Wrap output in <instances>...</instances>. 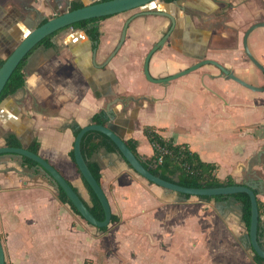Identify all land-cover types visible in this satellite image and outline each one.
Wrapping results in <instances>:
<instances>
[{"label": "crops", "instance_id": "0c3cea01", "mask_svg": "<svg viewBox=\"0 0 264 264\" xmlns=\"http://www.w3.org/2000/svg\"><path fill=\"white\" fill-rule=\"evenodd\" d=\"M77 1L100 0H0V61L42 21L66 12ZM225 2L230 5L226 11L230 25L264 18V0L187 1L205 17L219 15ZM165 3L98 21L101 37L96 55L86 32L82 35L83 30L72 27L52 37L53 47H36L23 64L25 86L0 103V147L9 135L27 148L37 140L39 155L89 203L88 189L71 159L74 132L120 100L111 106L115 118L110 123L126 142H138L144 159L154 155L144 134V127L152 126L164 138L185 144L203 161L216 164L219 179H232L237 185L259 183L257 199L264 203V158L257 157L264 139L256 133L264 128V92L211 80L207 74L217 72L210 67L165 86L150 82L143 73L146 55L170 21L151 12L164 10L175 19L186 18L181 17V5ZM129 19L125 41L106 64ZM192 34L185 33L182 39L173 34L172 47L165 45L152 55V77L166 78L192 62L179 53L178 43L186 40L188 55L209 47L208 54L234 68L250 67L232 59L240 58L241 51L231 42L210 46L211 32ZM90 162L100 167L101 186L112 214L120 218L106 232L62 203L57 186L38 166L19 156H0V238L6 264H119L122 252L127 264H258L239 198L205 200L167 192L135 173L120 153L105 147ZM260 176L263 182H258ZM260 228L264 245V217Z\"/></svg>", "mask_w": 264, "mask_h": 264}, {"label": "water", "instance_id": "95a60500", "mask_svg": "<svg viewBox=\"0 0 264 264\" xmlns=\"http://www.w3.org/2000/svg\"><path fill=\"white\" fill-rule=\"evenodd\" d=\"M154 2H164L163 0H108V1H97L91 3H84V6L75 9V10H67L66 12L59 13L56 16L50 18L44 24L34 28L30 32L26 34V36L15 46L13 51L9 54L3 65L0 67V96L8 83L10 77L17 69V67L27 59L28 55L47 37L63 30L66 28H71L74 24L91 19H98L104 17H111L121 13H125L131 11L136 8L148 7ZM175 2L171 4H175ZM164 4V3H163ZM167 6L171 5L169 3H165ZM153 15L165 16L171 20V29L173 30L175 25V18L170 14H167L164 10L160 11H152ZM131 22V19L127 20L123 26L120 40L117 44V47L112 52L111 56L106 61V64L110 62V60L114 57L117 51L122 46L125 41V37L127 34L128 26ZM264 27V23H259L254 25L251 29L248 30L247 36L253 31L255 28ZM73 28V27H72ZM82 35H85L84 31H79ZM170 34L166 35L164 38H161L159 42H157L152 49L148 52L144 59L143 64V73L147 80L150 82L161 84L163 86L169 84L171 81L177 80L201 66L214 63L218 69H220L223 73H228V71L219 63L211 60H204L193 66L187 70H183L181 72L172 74L166 78H154L150 73V60L154 53H156L159 49H161L167 42ZM245 37V49L246 52L250 55L252 60L256 63V60L250 54L248 49V45L246 43ZM93 45L98 47L99 42H92ZM97 47L93 48V52L97 54ZM257 64V63H256ZM260 66L259 64H257ZM264 70L262 66H260ZM231 79L239 82L244 87L254 91V92H264V87L254 86L245 82L243 80L238 79L233 74H231ZM230 79V78H229ZM118 102H121L120 100ZM117 101L110 105L109 108L105 111V117L108 120L107 125L95 124L91 123L81 128L80 132L77 134L74 142V156L76 164L81 172V175L88 182L90 187L93 189L97 197L99 198L105 212V220L99 221L97 220L92 213L89 211L86 206L84 200L79 195V193L74 189V187L66 180V178L55 168L53 167L47 160L42 158L39 154H35L31 152L26 146L22 147H10V146H1L0 147V156L2 155H13L19 156L21 158H29L37 163L38 168L45 173L49 178L52 179L57 188H62L67 194L68 198L75 206L77 211L80 213L81 217L91 226L96 228H104L111 224L112 219V209L110 206V202L106 196L105 191L102 186L98 183L93 173L89 169L87 162L83 156L81 143L84 135L89 131H98L105 135H107L118 147L121 156L125 159V161L129 164V166L137 173L139 176L147 180L151 184H155L161 188H163L167 192H176L182 195H190L196 197H223V196H232L238 193H246L250 197L251 204V224L249 228L248 234V242L251 245L253 252L261 257L264 260V248L260 245V217H259V207H258V199L256 190L259 188V183L249 180L242 185H232V186H223L216 188H188L184 186H180L168 181H165L151 173L149 169H147L143 163L137 158V156L133 153V151L129 148L126 141L119 135L115 129H113L110 121H113L115 118L114 110L111 106L118 103ZM124 106V105H123ZM257 135L264 139V128H260L257 130ZM258 159L264 158V144L262 149L258 152ZM264 170V165H263ZM260 181L263 182L261 176L259 177ZM0 264H6V256L5 250L0 238Z\"/></svg>", "mask_w": 264, "mask_h": 264}, {"label": "trees", "instance_id": "16d2710c", "mask_svg": "<svg viewBox=\"0 0 264 264\" xmlns=\"http://www.w3.org/2000/svg\"><path fill=\"white\" fill-rule=\"evenodd\" d=\"M100 1H108V0H100ZM163 1L166 3H172L176 0H163ZM83 6L84 4L80 1L73 2L69 10L79 9ZM105 18L106 17L84 20L74 24L72 27L74 29L83 30L92 40V42H97L99 41L101 36L100 27L99 25H97V22ZM47 21H48L47 19L42 21L40 25L44 24ZM55 34L45 38L38 46H44L46 48L53 47L54 45L51 39ZM96 47L97 46L94 45V48ZM4 62H5L4 60L0 61V67L3 65ZM23 64L24 61L17 67V69L10 77L8 83L6 84L0 96V103L5 98L15 94L19 89L25 86L26 75L23 71ZM92 123L107 125L108 120H106L104 112H100L93 117ZM76 128L77 129H75L74 132L75 136H77V134L81 130V127L77 126ZM144 134L154 148V155L152 158L144 159L139 154L137 150L138 142L136 140H129L126 143L129 146V148L133 151V153L137 156V158L143 163V165L147 169L151 171L153 175L165 181L188 188H216V187L237 185L232 179H227V180L219 179L217 177L218 166L216 164L203 161L196 152L190 150L189 146L185 144H175L173 141L164 138L161 135L159 129L152 126H145ZM6 145L10 147L23 146L12 135H9L7 137ZM103 147L107 148L110 151L120 153L118 147L107 135L98 131H89L84 135L81 143L82 153L87 162L89 169L91 170V172L93 173L94 177L96 178V180L100 185H101V169L99 166L91 163L90 158L93 156V154L96 151H98L100 148ZM28 149L35 154H39V143L37 142V140L33 141L31 145L28 147ZM23 159L26 160L30 166H38L36 162H34L29 158H23ZM71 159L74 162L78 173L81 175V172L75 161L74 149L71 151ZM160 159H162V161H160ZM81 177L90 194V202L88 203L84 201L86 206L97 220L99 221L105 220L104 208L99 198L97 197L93 189L90 187L88 182L85 180V178L82 175ZM50 180L52 181V179ZM233 196L239 198L243 203L244 206L243 220L247 228L249 229L251 224L250 197L246 193H238V194H234ZM58 197L62 203L69 204L72 210L77 215L81 216L62 188L58 189ZM186 197H191V196L187 195ZM199 198L207 200V199H211L212 197H199ZM217 198H222V197H217ZM258 207H259V217H260V224H259V229H260L259 236H260L261 219L262 217H264V203L258 200ZM119 220L120 218L117 215L112 214L111 224L117 223L119 222ZM108 229L109 226L104 228H98V230L102 232H106ZM260 245L264 248L263 244L260 243ZM254 260L258 264H264V260L256 254Z\"/></svg>", "mask_w": 264, "mask_h": 264}, {"label": "flooded vegetation", "instance_id": "af4514ba", "mask_svg": "<svg viewBox=\"0 0 264 264\" xmlns=\"http://www.w3.org/2000/svg\"><path fill=\"white\" fill-rule=\"evenodd\" d=\"M187 1L188 0H176V3L178 5H181V13H182L181 17L186 16V18L183 17L184 18L183 20H179L178 18H176L174 28L171 32H170L171 20L168 22L166 26L163 27L164 33H163L162 38L170 34L165 45L172 47L173 34L179 35L181 37L185 33L188 34V36L193 35L192 32H195V30H201V31L206 30V31L211 32V37L209 41L210 46L214 42L217 47L226 46L227 42H231L233 45H236L241 51L240 58H232V59L239 61V63L241 64L248 63L250 67L249 68L246 67L244 69L234 68L231 65H229L226 61L221 60L216 56H212L208 54L207 51L209 50V47L204 48L205 49L204 53L193 55V56L188 55L185 52L186 50H188L189 41L186 40L184 44H182V42L178 43L181 48L179 53L183 59L185 60L191 59L192 62L186 63L185 67H183V69L178 72H181L183 70H187L193 66H196L197 64H199L200 62L204 60H211V61H215L219 63L220 65H222L228 71V73L226 74L223 73L220 69L216 67L214 63L211 62V63L201 66L200 68L196 69L195 71L181 78H184L193 73H196L197 71H199L200 69L204 67H210L214 71L217 72V76H215L212 71L207 74V78L211 80L222 79V80H227V81H233L241 85L239 82L233 80V78L231 79L230 76L231 74H233L238 79L248 82L249 84H252L254 86L264 87V70L260 68V66L264 68V27L255 28L253 31L250 32L248 36L246 35L248 30L251 29L254 25L259 24V23H264V18L253 19L249 24L230 25L229 24L230 17H229V14L226 12L227 9L230 7L228 3L225 2V5L220 6V8L218 9V12H220L219 15H215V17H210V16L205 17L202 15L200 10H198L195 6L189 5ZM261 10L264 11V6L262 7ZM212 18H214V20H212ZM245 37L247 38L246 43L248 45L250 54L256 60V63L259 64L260 66H258L254 62V60H252L250 55L246 52V49L244 46ZM98 42L100 44V39ZM222 48H225V47H222ZM260 51H263V53H259ZM258 82H259V85H258ZM210 93H213V92H210Z\"/></svg>", "mask_w": 264, "mask_h": 264}, {"label": "rangeland", "instance_id": "374dc122", "mask_svg": "<svg viewBox=\"0 0 264 264\" xmlns=\"http://www.w3.org/2000/svg\"><path fill=\"white\" fill-rule=\"evenodd\" d=\"M119 259V264H127L128 263V257L125 256V254L122 252L120 253V255L118 256Z\"/></svg>", "mask_w": 264, "mask_h": 264}, {"label": "built area", "instance_id": "2783aa9c", "mask_svg": "<svg viewBox=\"0 0 264 264\" xmlns=\"http://www.w3.org/2000/svg\"><path fill=\"white\" fill-rule=\"evenodd\" d=\"M160 161H162V159H160Z\"/></svg>", "mask_w": 264, "mask_h": 264}]
</instances>
